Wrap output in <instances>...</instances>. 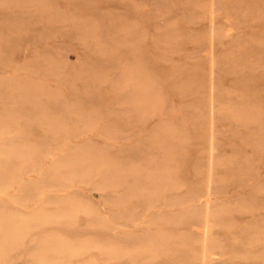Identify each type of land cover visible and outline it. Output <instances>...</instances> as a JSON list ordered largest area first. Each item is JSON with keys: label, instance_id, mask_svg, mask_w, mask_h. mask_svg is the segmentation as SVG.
I'll list each match as a JSON object with an SVG mask.
<instances>
[{"label": "bare ground", "instance_id": "1", "mask_svg": "<svg viewBox=\"0 0 264 264\" xmlns=\"http://www.w3.org/2000/svg\"><path fill=\"white\" fill-rule=\"evenodd\" d=\"M64 18L52 0H0V264H264V112L206 121L198 76L180 118L167 52L139 45L132 62L94 14L71 62L41 45ZM231 123L255 125L254 149Z\"/></svg>", "mask_w": 264, "mask_h": 264}, {"label": "rangeland", "instance_id": "2", "mask_svg": "<svg viewBox=\"0 0 264 264\" xmlns=\"http://www.w3.org/2000/svg\"><path fill=\"white\" fill-rule=\"evenodd\" d=\"M52 1L56 8L65 14V18L47 41L41 44L48 51L57 50L58 54L63 55L60 52L72 50L68 52V58L71 62H76L79 56L88 51L87 47L91 42V39L83 38L81 34L83 27L96 17L104 15L101 19H105V25L110 29L107 30L110 40L117 37V31L124 32L123 43L130 49V54L134 58L132 62L136 63L138 57L141 58L142 50L148 46L147 44L152 47V50L167 52L164 55L166 57L157 54L160 55L157 57L162 56L161 61H164L161 62V66L164 65L161 76L165 79L161 80L164 84L167 80V83H177L178 87H174V91L179 89V92L176 91L178 95L175 94L176 103L179 104L175 105V110L180 118H183L185 114L191 115L192 111V113L195 112V106L201 102V99L199 101V95L196 96L198 93L194 89L200 85L202 87L205 85V88L203 87L205 92H202V94L205 93L202 100V113L204 112L205 116L202 114L200 116L206 117L204 119L208 122L211 120L213 111L218 112L224 107V110L229 108L240 110L242 107L254 105L259 107L257 109L261 113L264 112V0ZM109 39L108 42H110ZM139 45L144 48L142 49ZM157 48L159 50H156ZM152 50L150 49V52ZM153 51L152 54L150 53L151 56H156V52L153 54ZM27 54H29L28 57L33 56L31 49L26 51ZM198 76H202L199 77L202 81L200 85L196 83L200 81ZM194 79L197 81L195 82ZM184 83H189V86ZM181 100L182 103H180ZM230 129L233 132L235 130V133L236 129H238L237 132L243 131L241 133L245 131L252 136L257 131L255 125L239 126L236 123L226 125L228 132ZM207 131H210L209 125ZM250 143L249 147L254 149L255 136ZM258 173V183L264 184V161L259 165Z\"/></svg>", "mask_w": 264, "mask_h": 264}]
</instances>
